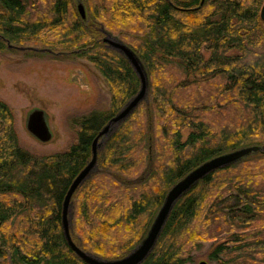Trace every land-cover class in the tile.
Here are the masks:
<instances>
[{
  "label": "trees",
  "instance_id": "1",
  "mask_svg": "<svg viewBox=\"0 0 264 264\" xmlns=\"http://www.w3.org/2000/svg\"><path fill=\"white\" fill-rule=\"evenodd\" d=\"M200 2L86 0L84 21L75 0H0L1 54L84 59L110 94L107 110L69 118L75 140L66 150L43 156L20 145L14 113L0 100V264H85L64 237L62 204L98 133L140 88L103 31L138 56L149 92L72 198L70 233L82 251L125 257L192 170L242 148L264 150V0H205L195 10ZM204 244L211 264H264V154L197 183L142 264H195Z\"/></svg>",
  "mask_w": 264,
  "mask_h": 264
},
{
  "label": "rangeland",
  "instance_id": "2",
  "mask_svg": "<svg viewBox=\"0 0 264 264\" xmlns=\"http://www.w3.org/2000/svg\"><path fill=\"white\" fill-rule=\"evenodd\" d=\"M80 2L86 17L88 10L86 0H75L76 13L81 19L77 10ZM103 33V39L107 36L118 39L112 34ZM105 46L109 48L107 44ZM23 51L14 49L0 53V100L12 109L19 143L25 150L40 156L62 152L75 140L69 118L85 115L94 109L107 110L110 94L103 78L84 59L55 54L30 58ZM36 110L44 113L52 133L49 143H39L27 131L28 115ZM189 133V129L182 132V141L187 139ZM73 211L71 205L70 228ZM210 246L204 244L194 253L195 264H211L206 259Z\"/></svg>",
  "mask_w": 264,
  "mask_h": 264
},
{
  "label": "water",
  "instance_id": "3",
  "mask_svg": "<svg viewBox=\"0 0 264 264\" xmlns=\"http://www.w3.org/2000/svg\"><path fill=\"white\" fill-rule=\"evenodd\" d=\"M205 0H201L199 10ZM78 13L82 20H86L85 9L80 2L77 6ZM261 18L264 20V7L261 11ZM110 36L102 40L108 47L122 55L130 64L134 73L139 79L140 88L138 93L131 98L126 105L107 123V125L98 133L91 146V159L71 183L62 204V228L66 242L72 252L85 264H142L154 250L168 219L175 205L201 180L208 175L224 168L231 167L253 154H264V150L259 147L242 148L230 153H226L204 162L183 179L177 182L167 193L163 204L158 210L146 236L143 240L125 257L118 260H101L82 251L72 241L70 233L69 211L72 205V198L78 189L97 171L98 153L103 143L110 138L116 129L122 125L138 108L140 104L147 101L149 92V80L146 70L138 56L118 39ZM73 80V79H72ZM27 131L41 144L49 143L52 140V133L48 127L44 113L42 111H33L28 115ZM199 264H206L200 262Z\"/></svg>",
  "mask_w": 264,
  "mask_h": 264
},
{
  "label": "bare ground",
  "instance_id": "4",
  "mask_svg": "<svg viewBox=\"0 0 264 264\" xmlns=\"http://www.w3.org/2000/svg\"><path fill=\"white\" fill-rule=\"evenodd\" d=\"M262 11V10H261ZM262 19V18H261ZM104 144V143H103ZM103 146V145H102ZM164 202V201H163ZM163 204V203H162Z\"/></svg>",
  "mask_w": 264,
  "mask_h": 264
},
{
  "label": "flooded vegetation",
  "instance_id": "5",
  "mask_svg": "<svg viewBox=\"0 0 264 264\" xmlns=\"http://www.w3.org/2000/svg\"><path fill=\"white\" fill-rule=\"evenodd\" d=\"M263 20V19H262ZM264 21V20H263Z\"/></svg>",
  "mask_w": 264,
  "mask_h": 264
}]
</instances>
